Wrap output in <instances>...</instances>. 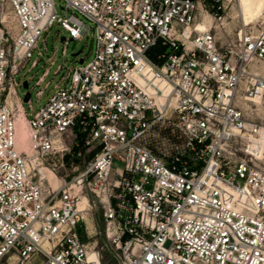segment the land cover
<instances>
[{"label":"built area","instance_id":"built-area-1","mask_svg":"<svg viewBox=\"0 0 264 264\" xmlns=\"http://www.w3.org/2000/svg\"><path fill=\"white\" fill-rule=\"evenodd\" d=\"M61 1L63 14L55 0H0L15 22L11 33L0 17V264H103L79 233L97 203L126 264H264V168L250 149L264 127L241 105L264 90L250 77L264 35L241 29L237 46L221 49L205 15L222 22L227 0ZM56 23L66 47L93 30L92 58L31 117L16 77L39 66ZM27 103L34 111L31 92ZM159 124L182 140L170 156L144 142ZM67 155L88 161L71 180L59 175Z\"/></svg>","mask_w":264,"mask_h":264},{"label":"rangeland","instance_id":"rangeland-1","mask_svg":"<svg viewBox=\"0 0 264 264\" xmlns=\"http://www.w3.org/2000/svg\"><path fill=\"white\" fill-rule=\"evenodd\" d=\"M55 1L58 7V13L63 14L61 8L63 2L61 0ZM225 3L228 8L226 17L222 22L216 21L214 15L210 13L205 15L206 21L211 27L212 33L221 49L235 48L238 43V33L241 29H245L249 36L256 37L258 35H264V0H227ZM211 8L212 3H209V11ZM0 17L4 18L5 24L9 27L11 33H14V15L11 6L8 3H0ZM63 36L66 37L67 32L59 23L50 27L48 33H46L43 39L40 40L39 48L35 52V55L38 54V51L44 52V58L41 60L39 66L31 69L30 62L16 77L17 80H20L22 83L18 88L19 94L22 98H24L28 92L32 93L34 111L30 110L29 103L24 102L31 117L49 100L52 94L51 90L55 86L63 84L61 78L67 74V71L72 68L73 64H80V60L84 57L87 62L92 58L93 30L90 32L89 39L71 41L68 47H66L65 42L61 40ZM45 37L47 42L44 41ZM64 49H66L65 55L63 54ZM79 51H82L81 54L76 56L75 54ZM154 52L155 50L150 54L152 55ZM49 57L52 58L54 64L48 60ZM59 66H63L64 69L61 73L56 74ZM47 69H49V74L45 78L43 84L41 86H35L37 79ZM250 73V77H258L264 80V61L260 59L255 60L250 67ZM25 81H28L30 84L28 89L23 86ZM48 83H50V87L45 90ZM246 88L247 87L244 84L241 88V95H244ZM40 90H45V92L44 95L38 97L37 92ZM241 105L245 109L250 121L256 122L264 127V90H259L255 97L243 98L241 100ZM22 123L23 125L19 132L21 140L20 144L25 145L26 142H28L30 129L26 121H23ZM170 133L173 134L167 124H159L147 133L144 142L159 154H167L170 156L177 151V147L182 144L181 139H177L174 137V134V136H172ZM262 136L264 137V129ZM248 142L249 140L245 139L240 144L241 149L239 150V156H249L245 150ZM68 144L71 145L73 143L68 141ZM250 145V149L255 153L254 161L256 165L264 168V139L252 136L250 139ZM65 163L67 167L59 170V175L67 180H71L86 169L88 161L73 159L70 155H67ZM49 177L52 178L53 174L49 173ZM46 186L48 187L47 182ZM85 196L91 201V203L95 201V196L90 190L89 183H86L83 188V197ZM84 208H86V206ZM84 232L85 235L83 237L89 245V249L99 255L103 264H126L121 258L122 254L117 244L107 236L103 207L99 203L93 205L92 209L89 211L86 217V224L84 225ZM42 261L43 257L40 259L36 257L31 264H40Z\"/></svg>","mask_w":264,"mask_h":264},{"label":"bare ground","instance_id":"bare-ground-1","mask_svg":"<svg viewBox=\"0 0 264 264\" xmlns=\"http://www.w3.org/2000/svg\"><path fill=\"white\" fill-rule=\"evenodd\" d=\"M204 24H200V28L201 29H204ZM257 95V94H256ZM255 95V96H256ZM23 121H25V119H23L22 117H19V119H18V130H19V132H20V128H22V125H23ZM25 129V128H24ZM254 141H256V140H254ZM257 142V141H256ZM86 206V201L84 200V202L82 203V205H81V208H84ZM85 209V208H84Z\"/></svg>","mask_w":264,"mask_h":264},{"label":"water","instance_id":"water-1","mask_svg":"<svg viewBox=\"0 0 264 264\" xmlns=\"http://www.w3.org/2000/svg\"><path fill=\"white\" fill-rule=\"evenodd\" d=\"M65 36H63L62 38H61V40L62 41H64L65 40ZM81 52L82 51H79L77 54H75L76 56H78L79 54H81ZM81 62H83V60H81ZM23 86L26 88V89H28L29 88V83H28V81H25L24 83H23ZM29 97H30V92H28L27 94H26V96L24 97V101L25 102H27L28 100H29Z\"/></svg>","mask_w":264,"mask_h":264},{"label":"trees","instance_id":"trees-1","mask_svg":"<svg viewBox=\"0 0 264 264\" xmlns=\"http://www.w3.org/2000/svg\"><path fill=\"white\" fill-rule=\"evenodd\" d=\"M80 138V137H79ZM81 147H78V146H74V151L75 152H78V150L80 149ZM69 158V157H68ZM77 160H81V159H78L76 158ZM79 233H80V237L82 238L83 241L86 242V240L84 239V235H85V232H84V225L82 224L80 227H79Z\"/></svg>","mask_w":264,"mask_h":264}]
</instances>
